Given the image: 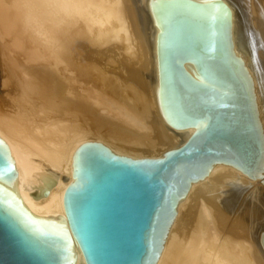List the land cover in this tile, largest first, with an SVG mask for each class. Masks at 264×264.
I'll list each match as a JSON object with an SVG mask.
<instances>
[{
    "label": "bare ground",
    "instance_id": "bare-ground-1",
    "mask_svg": "<svg viewBox=\"0 0 264 264\" xmlns=\"http://www.w3.org/2000/svg\"><path fill=\"white\" fill-rule=\"evenodd\" d=\"M218 1L228 4L231 50L252 78L264 124V0ZM144 6L145 0H0V141L21 179L8 192L20 195L31 218L66 220L63 194L76 183L83 143L156 159L196 131L174 130L159 110ZM240 187L264 198V183L235 166L213 164L202 181L190 182L153 264H264V231L258 245L246 219L259 218L258 209L229 212ZM71 249L72 264H85L78 244Z\"/></svg>",
    "mask_w": 264,
    "mask_h": 264
},
{
    "label": "water",
    "instance_id": "water-1",
    "mask_svg": "<svg viewBox=\"0 0 264 264\" xmlns=\"http://www.w3.org/2000/svg\"><path fill=\"white\" fill-rule=\"evenodd\" d=\"M156 50V96L173 129L197 128L161 158L130 159L87 142L66 187V220L31 218L0 141V264H153L190 182L213 164L264 183V124L252 78L231 50V14L218 0H145ZM264 239V235H260Z\"/></svg>",
    "mask_w": 264,
    "mask_h": 264
},
{
    "label": "rangeland",
    "instance_id": "rangeland-1",
    "mask_svg": "<svg viewBox=\"0 0 264 264\" xmlns=\"http://www.w3.org/2000/svg\"><path fill=\"white\" fill-rule=\"evenodd\" d=\"M250 49V48H249ZM259 62V61H258ZM260 63V62H259ZM260 65V64H259ZM262 70L264 71V61H261ZM240 193L238 200L233 204V207L229 209L231 214L241 211L246 205L248 207L255 206L259 211V218H253L247 216L246 219L251 225V236L255 240V242L260 244L259 234L264 231V198L262 196V192L259 190H255L252 192L251 188H243L240 187ZM251 190V191H250ZM228 191H224L222 195H226ZM226 193V194H225ZM260 193V194H259ZM261 230V231H260Z\"/></svg>",
    "mask_w": 264,
    "mask_h": 264
}]
</instances>
